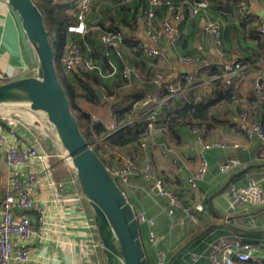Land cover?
Returning <instances> with one entry per match:
<instances>
[{"label":"crops","instance_id":"0c3cea01","mask_svg":"<svg viewBox=\"0 0 264 264\" xmlns=\"http://www.w3.org/2000/svg\"><path fill=\"white\" fill-rule=\"evenodd\" d=\"M53 1L61 3L59 0ZM75 1L68 0V3H65L70 8L66 10L68 19L65 22L67 24L76 20L72 18L73 15L75 16L76 9H72L71 6L76 4ZM114 1L110 0L94 5L88 17V23L94 22L97 18H112L113 16L124 18L126 23L132 22L127 25L126 30H123L132 40L142 44L146 55L145 44H148L149 47L157 46L167 53L168 59L166 60L155 57L164 65L162 72L165 77L161 80V84L164 86L176 81L185 72L194 74V82L190 86L197 85L198 87L189 90L187 97L169 98L173 99L171 102H167L168 99L164 102L161 97L160 106L164 109L161 119L170 111L184 105L191 96L195 99L212 96L214 77L209 73L213 67L223 70V86L233 88L243 97L254 96L257 98V101L248 104L250 107L246 106L241 111L234 108L233 112L221 118L223 121H210V124L201 126L198 128L199 130H196L193 125H181L176 128L175 133L159 127L148 130L149 133L144 138L148 146L144 157H149L155 170L167 178L169 188L183 198L185 206L193 207L199 202H203L205 205L202 211L193 209L197 214V221L192 220L181 206H173L174 215L171 218L166 211V208L170 206L169 198L160 196L151 181H147L141 176L135 178L130 187H125V192L136 212L143 211L149 218H154L156 221L154 229L158 233L166 235V238L155 246L150 242V226L147 223H141L142 236L152 264L156 263L155 251L157 248L170 252L169 264H213L209 256L211 243L216 240V235L222 233L232 236V239L238 235L244 236L252 244L251 259L261 261L264 259V209L251 212L256 207L241 204L232 205L228 188L233 184L246 185L251 178L261 180L264 186V138L258 135L249 137L236 128L237 120L243 111H248L252 117L250 109L258 108V103L264 101V95H256L253 91L255 77L260 75L264 80V47L259 52L245 49L240 46L238 37H235L233 52L225 51V42L223 47L217 48L202 29L198 17V19H192L189 23L183 24L184 37L189 38V45L180 49L177 47V41L173 42L169 37L162 36L158 41H154L148 35L147 25L136 12V4L138 6L145 4L146 10L149 11L151 7L149 0H136L137 2L135 1L131 7L125 10L119 7L120 3L124 4L122 0ZM246 1L252 11L254 22L251 21V23L256 24L260 31V24L256 22L259 20L258 16L264 20V0ZM40 5L45 7L47 4L44 3V0H40ZM156 9L155 6L154 10ZM164 13L162 16L156 14L157 18H163ZM155 25H159L157 21H155ZM89 30L95 31L92 32V37L95 39H90V41L92 40L97 48L104 51L100 30L93 28H89ZM261 33L264 35V32ZM55 35L56 33L53 37L54 41L56 40ZM111 49H115L123 61H127V58L129 60V56L133 57L121 45V42L117 48L109 47L106 56L110 55ZM195 51L199 52L201 57L199 63L187 65L180 61L181 55L179 54L182 52L191 54ZM233 61H242L244 68L233 74H228L224 64ZM127 62L132 63L131 60ZM129 64L125 65L124 70L126 67H130L134 71L127 77L124 76L123 71V77L126 80L116 76L117 69L114 64H112L113 68L109 71L110 73H105V75L101 73L106 77L109 86H97L99 102L92 103L83 98L77 99L81 110L89 115H97L101 120L99 123L104 126L105 130L117 117V111H123V108L133 105V115L139 114L141 107L136 106L135 102L145 91L152 92L154 90L150 81L157 73H152L153 77L150 75L152 78L150 77L151 79L148 80L146 70L136 65L135 62ZM36 66L37 57L21 26L19 14L7 0H0V83L31 75ZM68 76L75 82L72 73L65 77ZM17 108H27L25 115L27 117L22 118L16 114L17 111L25 112L22 109L16 110ZM0 116H17L18 118L15 134L11 136L12 141L30 146L36 145L43 151L52 153L60 150L61 147L54 135L48 133L46 118L42 114L32 111L28 106H0ZM127 118H121L120 121L125 122ZM259 118L264 124V110ZM34 119H39L43 128L38 127L34 123ZM252 119L254 118L252 117ZM92 135L95 141L101 137L96 133H92ZM128 149L135 153L143 163V150L132 147ZM201 155L206 160L207 171L204 179L192 186L188 184L187 179L198 168ZM231 158H238L241 165L227 172L221 171L220 165ZM52 161L58 167L54 174L57 182H63L73 175L70 168L64 165L58 157L53 158ZM9 175L10 170L4 154L0 152V193H5ZM40 197L45 201L49 210L48 228L37 240L33 260L28 264H106L102 249L99 253L100 258H98L89 248L90 232L94 229L91 224H94V218L88 202L82 201L81 207L76 191L66 185L59 187L56 194L44 187ZM251 218H255L257 223L263 226L251 228L249 226ZM226 223H232L238 228L251 229L252 231L235 230L227 226ZM211 230H216V233L210 234ZM194 254H197V260H195Z\"/></svg>","mask_w":264,"mask_h":264},{"label":"built area","instance_id":"2783aa9c","mask_svg":"<svg viewBox=\"0 0 264 264\" xmlns=\"http://www.w3.org/2000/svg\"><path fill=\"white\" fill-rule=\"evenodd\" d=\"M59 1L68 3V0ZM106 1L110 0H76L75 2L78 6L75 16L76 20L65 27L68 31L79 34H85L89 28L100 30V38L105 48L103 51L105 55L108 54L109 47L117 48L126 36L122 27H114L110 21H107L103 26L98 24L89 26L87 20L93 6ZM216 1L224 5L240 6L243 14L249 16L248 19L253 20L252 11L246 0ZM122 2L129 4L133 0H122ZM149 2L151 5L150 10H146L141 18L147 25L148 35L154 41L166 36L176 42L183 33L181 24L188 19L199 17L202 29L210 37L213 45L217 48L222 47L224 24L211 16L208 10L211 4L210 0H149ZM160 5H166V9L163 18L158 19L154 7ZM258 18L259 20L256 23L260 24V31L264 32V20L260 16ZM155 21L159 25H155ZM145 45L149 57L168 59L167 53L157 46L149 47L148 44ZM179 59L187 65H193L199 63L201 57L182 55ZM224 67L228 74H233L243 69L244 64L242 61H233L225 63ZM94 68H97V65L84 55L78 43L65 42L64 51L60 58V70L64 76L74 69L92 70ZM133 71L134 69L126 67L124 76H129ZM164 77L163 72H157L150 81L154 90L152 92L145 91L135 102L136 106L141 107L139 114L129 117L125 122L120 121L116 117L113 119L112 124L106 127V136L99 138L101 140L99 154L118 182L122 183L121 186L124 191L125 187L132 185L135 178L142 176L147 181L152 182L160 196L169 198L170 206L166 208V211L171 218L174 215L173 206H181L192 220L197 221V214L193 209L202 211L205 205L203 202H199L193 207L185 206L183 198L169 188L165 176L155 170L150 158L144 157L148 148L145 140L138 144L139 149L144 152L143 163L128 147H114L105 143L106 137L126 128L136 129L138 126H143L148 130L153 129L156 122L163 116L164 109L160 106L161 97L164 102L166 99L174 97L185 98L188 96L189 90L198 87L197 85L195 87L190 86L194 82V74L189 72H185L182 79H177L165 86L161 84V80ZM253 91L256 95H264V80L262 76L258 75L255 77ZM196 100L202 99L198 97ZM90 119L96 123L101 121L95 114H90ZM17 120V116H0V152L4 154L10 170L7 189L5 193H0V264H28L32 262L36 242L48 228L49 210L45 201L40 197L44 187L49 188L56 194L59 191V187L66 185L76 191L81 207L82 201L85 200L74 169L64 149L60 148L59 151L52 153L43 151L36 145L30 146L12 141L11 136L15 134ZM236 128L249 137L258 135L264 138L263 122L252 119L248 111H243L240 114ZM195 129L199 130L198 128ZM55 157H58L73 172V175L63 182H57L54 178V174L58 169L57 165L52 161ZM240 165L241 161L238 158H231L220 165V170L227 172ZM206 171L207 163L204 156L201 155L198 168L187 179L188 184L194 186L198 181L203 180ZM228 191L232 205H249L254 208L264 205V186L259 179L251 178L246 185H230ZM202 196L204 197V195ZM59 206H62L60 202ZM136 213L140 223H147L150 226V242L153 245L156 246L166 238L165 234H160L154 229L156 223L154 218H149L143 211H137ZM249 224L251 228L263 226L258 224L255 218H251ZM92 225L94 229L90 232L89 248L96 257L100 258L99 236L95 223H92ZM215 231L211 230L210 234H215ZM251 250L252 244L244 236L238 235L232 239V236L222 233L216 235V240L211 243L209 256L213 264H244L243 262L251 259ZM155 252V264H169V251L157 248ZM194 258L195 260L198 259L197 254H194Z\"/></svg>","mask_w":264,"mask_h":264},{"label":"trees","instance_id":"16d2710c","mask_svg":"<svg viewBox=\"0 0 264 264\" xmlns=\"http://www.w3.org/2000/svg\"><path fill=\"white\" fill-rule=\"evenodd\" d=\"M41 10L43 11L45 21L47 23V27L51 32V40L53 42V46L56 50V65L57 70L59 73L60 81L62 85L66 89V92L69 96L71 101L72 108L74 113L77 115L79 119V123L82 129L83 134L86 136L87 140L93 144L95 142V138L93 137L92 133H96L99 136H106L105 135V128L101 123L92 122L90 119V115L83 112L81 107L77 104V99L83 98L89 102L95 103L99 102V96L97 94V86L99 85H108V81L106 77L102 76L105 73H110L109 71L112 70L114 64L116 66V76L119 79L123 77V71L126 64H129L130 61L132 63L135 62L136 65L141 67L143 70H146V74L148 75L147 78L150 80L153 76L152 73L162 72L164 69L163 62L159 61L156 58H149L145 53V48L139 42H136L130 38V36L126 35L121 45L127 49L131 56H129V60H122L115 49H111L110 55L106 56L103 50H100L93 44L92 40L95 37H92V32L95 31H88L85 34H79L75 32H70L65 29L67 27L66 19H68V14L66 15V10L70 9L67 4L65 3H57L53 0H44V3L47 4L45 7L41 6L39 2L34 0ZM116 2H120L119 0H115ZM114 1V2H115ZM136 0L129 4H122L120 3V8L125 10L128 7H131ZM138 1V0H137ZM136 1V2H137ZM180 1V0H175ZM195 1V0H192ZM211 4L208 7V10L212 17L216 20L223 22V40H222V47L225 42L224 49L225 51L233 52V44L234 38L238 37L237 39L240 42V46L245 49H252L256 52H259L264 47V35L258 29V26L251 23V19H248L249 16L244 15L241 7L237 5L229 6L220 4L216 0H210ZM72 9H76L74 12L76 16V12L78 10V6L76 4H72ZM76 7V8H75ZM166 9V5H160L156 9L157 16H162ZM146 11L145 4H140L139 6L136 4V12L138 16L141 18L142 14ZM71 15V13H70ZM74 15L72 18L76 19ZM198 19V17L192 18ZM188 19L184 23L181 24V28L183 29V24L189 23L190 20ZM107 21H110L114 27H122L124 30L127 28V25H130L132 22L129 23L125 22V19L112 17V18H100L95 19L94 22H90L89 26L92 24L104 25ZM197 22V21H196ZM73 23V22H72ZM67 24V25H66ZM70 24V23H69ZM65 29V30H64ZM184 31V30H183ZM56 33L55 37L56 40H53L54 34ZM67 41H74L78 43L85 56L91 59L96 65L97 68L92 70H83V69H74L72 72V78L75 80L73 82L71 77H65L61 70H60V58L61 53L64 50L65 42ZM189 38L184 37V33L179 40H177L176 44L177 47L180 49L182 47H188L189 45ZM175 44V45H176ZM110 51V50H109ZM181 53V52H180ZM179 55H189L193 57H199V52L195 51V53H181ZM130 63L129 65H131ZM112 66V67H111ZM103 71V72H102ZM102 73V74H101ZM152 77H151V76ZM210 76L214 77L213 84V94L209 98L206 97L202 100H196L194 97H189L185 104L181 107H178L172 111H170L164 118L158 120L155 124L154 128H161L167 129V131L175 133L181 125H193L194 128H201V126L210 124V121L220 122L223 121L221 118L229 115V113L234 111V108L241 111L246 108L249 103H254L257 101V98L253 97H243L239 93L235 92V90L231 87L223 86L222 85V75L223 70L218 67H213L211 72L209 73ZM151 77V78H150ZM125 79V78H124ZM182 79V75L179 77ZM232 79V78H230ZM126 80V79H125ZM243 98V100H241ZM173 99H168L167 102H171ZM258 108H251V114L254 119H260L262 115V110H264V101L262 103H258ZM133 105L128 108H123L122 110L117 111V117L119 120L121 118H127L134 114ZM134 116V115H133ZM128 119V118H127ZM261 120V119H260ZM149 133L148 129L143 126H138L136 129L126 128L123 131H119L113 135H110L105 138V143L110 146L114 147H132L134 149H139L138 144L144 140L146 135ZM93 138V139H91ZM100 138V137H99ZM94 147L95 150L99 153V148ZM167 180V178H166ZM220 228V227H216ZM214 229V228H212ZM148 253V251H147ZM149 257V254H148ZM150 263L152 264V260L150 259ZM176 261V260H175ZM174 261V262H175ZM244 264H264V259L261 261L250 259L248 261L243 262Z\"/></svg>","mask_w":264,"mask_h":264},{"label":"water","instance_id":"95a60500","mask_svg":"<svg viewBox=\"0 0 264 264\" xmlns=\"http://www.w3.org/2000/svg\"><path fill=\"white\" fill-rule=\"evenodd\" d=\"M7 2L20 16L21 26L36 54L37 66L31 75L0 83V106H28L46 118L48 127L51 125L91 208L105 263L151 264L136 210L104 159L83 134L60 81L56 50L43 11L34 0ZM34 123L43 128L39 119H34ZM262 209L264 205L251 212ZM226 225L252 231L232 223Z\"/></svg>","mask_w":264,"mask_h":264},{"label":"rangeland","instance_id":"374dc122","mask_svg":"<svg viewBox=\"0 0 264 264\" xmlns=\"http://www.w3.org/2000/svg\"><path fill=\"white\" fill-rule=\"evenodd\" d=\"M37 2H39L40 3V0H36ZM253 22H254V20H252ZM199 80V79H198ZM21 107V106H20ZM25 110V112L23 113V112H21V111H17L16 112V114H18V115H20V116H22V118H25V117H27V116H25L27 113V108H17L16 110ZM33 122V121H32ZM49 129H48V133H52V131H51V125H49V127H48ZM53 134V133H52ZM91 139H93V138H91ZM100 139H98L97 141H95L92 145H93V147H98L99 146V144H100ZM122 184V183H121Z\"/></svg>","mask_w":264,"mask_h":264}]
</instances>
